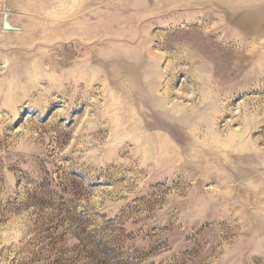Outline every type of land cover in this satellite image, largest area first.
<instances>
[{
  "label": "rangeland",
  "instance_id": "obj_1",
  "mask_svg": "<svg viewBox=\"0 0 264 264\" xmlns=\"http://www.w3.org/2000/svg\"><path fill=\"white\" fill-rule=\"evenodd\" d=\"M0 264H264V0H0Z\"/></svg>",
  "mask_w": 264,
  "mask_h": 264
},
{
  "label": "water",
  "instance_id": "obj_2",
  "mask_svg": "<svg viewBox=\"0 0 264 264\" xmlns=\"http://www.w3.org/2000/svg\"><path fill=\"white\" fill-rule=\"evenodd\" d=\"M9 10H10V8H7V11H9ZM3 26H4L5 28H7L8 30L16 29V28H15L14 26H12V25L10 24V22L8 21V13H6L5 16H4Z\"/></svg>",
  "mask_w": 264,
  "mask_h": 264
}]
</instances>
